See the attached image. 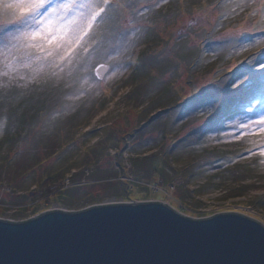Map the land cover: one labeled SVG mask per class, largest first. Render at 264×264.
Returning a JSON list of instances; mask_svg holds the SVG:
<instances>
[{"label": "rangeland", "instance_id": "obj_1", "mask_svg": "<svg viewBox=\"0 0 264 264\" xmlns=\"http://www.w3.org/2000/svg\"><path fill=\"white\" fill-rule=\"evenodd\" d=\"M105 13L64 52H79L71 75L33 78L0 40V219L157 200L264 224V133L249 131L264 114L260 0H109ZM67 179L81 187L54 195Z\"/></svg>", "mask_w": 264, "mask_h": 264}, {"label": "water", "instance_id": "obj_2", "mask_svg": "<svg viewBox=\"0 0 264 264\" xmlns=\"http://www.w3.org/2000/svg\"><path fill=\"white\" fill-rule=\"evenodd\" d=\"M0 264H264V224L237 212L192 218L161 201L50 209L0 219Z\"/></svg>", "mask_w": 264, "mask_h": 264}, {"label": "snow or ice", "instance_id": "obj_3", "mask_svg": "<svg viewBox=\"0 0 264 264\" xmlns=\"http://www.w3.org/2000/svg\"><path fill=\"white\" fill-rule=\"evenodd\" d=\"M260 4L264 9V0H260ZM108 5L109 0L99 3L95 0H0V25L4 26V31H0V40L8 33L11 40L17 42L15 47L29 61L22 67L30 68L33 78L41 74L59 77L66 68L67 74L71 75L70 66L79 52H69L65 58L64 52L71 48L69 41L76 43L81 33L87 34L94 25L99 27L106 19ZM235 7L242 8L243 5L236 2ZM8 26H19L20 31L11 33ZM242 34L230 33L229 36L235 42V38ZM5 67L14 71L15 63ZM202 106L212 107V104L205 101ZM253 125L250 132L264 133V114L254 119ZM261 148L264 149V146ZM261 154L264 155V150Z\"/></svg>", "mask_w": 264, "mask_h": 264}, {"label": "trees", "instance_id": "obj_4", "mask_svg": "<svg viewBox=\"0 0 264 264\" xmlns=\"http://www.w3.org/2000/svg\"><path fill=\"white\" fill-rule=\"evenodd\" d=\"M247 98L249 99L250 98V96L249 95H241V96H239V98H238V100H240L239 102H242V103H250V101H246L247 100ZM250 100V99H249ZM236 103H238V102H236ZM234 106H237V105H234ZM234 106L232 105L231 107H230V109L228 110V112L223 116L224 118H225V120L227 119V118H229V117H233L234 115H236L237 116V114H239V110H235V108H234ZM256 110V109H255ZM256 111H259V109H257ZM234 118V117H233ZM155 171V166L153 167V172ZM158 174H159V176L161 177V183H164V181H163V171L162 170H158V171H156ZM157 174V175H158ZM59 179H57V180H55L54 182H56V181H58ZM52 181H46V183H45V185L44 186H48L49 187V185L51 184L52 185ZM158 184V183H157ZM44 186H42L43 188H44ZM46 188V187H45ZM50 191V190H49ZM61 194H63V193H60L59 195H61ZM56 196H58V195H56ZM55 196V197H56ZM48 208H49V206H48ZM48 208H46V209H48ZM41 212V211H40Z\"/></svg>", "mask_w": 264, "mask_h": 264}, {"label": "bare ground", "instance_id": "obj_5", "mask_svg": "<svg viewBox=\"0 0 264 264\" xmlns=\"http://www.w3.org/2000/svg\"><path fill=\"white\" fill-rule=\"evenodd\" d=\"M70 44H72V41H69Z\"/></svg>", "mask_w": 264, "mask_h": 264}]
</instances>
